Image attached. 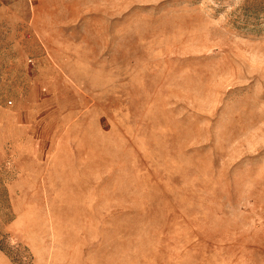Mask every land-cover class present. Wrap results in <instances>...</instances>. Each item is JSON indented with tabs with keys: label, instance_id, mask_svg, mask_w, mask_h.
Listing matches in <instances>:
<instances>
[{
	"label": "rangeland",
	"instance_id": "rangeland-1",
	"mask_svg": "<svg viewBox=\"0 0 264 264\" xmlns=\"http://www.w3.org/2000/svg\"><path fill=\"white\" fill-rule=\"evenodd\" d=\"M0 264H264V0H0Z\"/></svg>",
	"mask_w": 264,
	"mask_h": 264
}]
</instances>
